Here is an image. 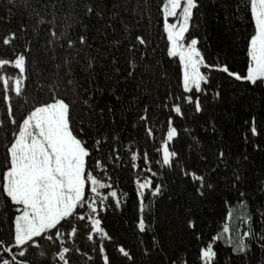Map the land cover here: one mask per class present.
Instances as JSON below:
<instances>
[{
  "label": "snow or ice",
  "instance_id": "1",
  "mask_svg": "<svg viewBox=\"0 0 264 264\" xmlns=\"http://www.w3.org/2000/svg\"><path fill=\"white\" fill-rule=\"evenodd\" d=\"M201 8L202 0H160L165 55L178 65L177 95L159 91L168 73L164 62L153 58L156 49L142 27L151 22L149 0H6L0 14V264H118L120 257L137 264L132 250L109 233L101 213L109 198L117 207L122 203L115 181L107 177L109 163L121 160V123L134 113L131 127L156 140L157 109L165 124L158 146L153 145L160 155L156 163L187 185L192 205L183 226L197 245L194 254L186 246L169 249L156 234L151 214L166 185L163 174L153 171L148 151L134 147L139 140L130 138L124 145L130 167L137 169L142 160L150 174L137 172L135 179L136 228L153 233L141 249L146 264H264V199L261 210L241 218L245 230L235 238L226 222L204 240L193 211L196 202L225 190L236 192L241 205L248 195L242 189L259 190L264 197V171L250 177L246 154L237 159L211 142L201 147L188 129L189 152L175 146L182 139L176 120L188 118L189 106L201 114L204 100L222 97L214 71L264 91V0H237L232 13L242 14L250 26L243 73L218 58L206 60L200 37L191 33ZM16 9L23 16L13 26ZM246 123L251 137L264 134L255 115ZM252 147L264 152L261 143ZM85 238L88 250L81 247ZM222 243L228 248L224 257Z\"/></svg>",
  "mask_w": 264,
  "mask_h": 264
},
{
  "label": "trees",
  "instance_id": "2",
  "mask_svg": "<svg viewBox=\"0 0 264 264\" xmlns=\"http://www.w3.org/2000/svg\"><path fill=\"white\" fill-rule=\"evenodd\" d=\"M240 2L242 3L243 0ZM149 4L151 22L144 21L142 27L149 37L150 47L156 49L152 54L153 58L163 61V69L168 73L167 81L159 83V91L162 94L167 88L178 95V65L165 55L166 40L162 27V15L159 12L160 0H149ZM236 4L237 0H202L201 15H198L197 18L199 26L193 28L191 33L200 37L198 47L201 48L209 63L217 62L218 58V62H227L232 69L243 73L246 69L244 37L250 30V26L242 14L232 15L236 11ZM5 6L6 0H0V14L4 12ZM15 11L17 15L13 19V26H16L23 16V12L19 9ZM2 31L3 29H0V34ZM212 75L215 82L223 85L222 97L216 101L204 100L205 111L201 114H193L189 106L188 118L176 120L177 125L181 126L182 139L177 141L175 146H182L185 152H189L191 136L184 132V129H188L192 135L201 140V147L211 142L225 147L230 155L236 156L237 159H239V154H246L249 160L245 167L248 169L250 177L261 176V172L264 171V152H257L252 147V143H261V146L264 147V134L259 138L251 137L248 134V123L246 122H250L251 117L255 115L258 126L264 124V91L252 89L218 71H214ZM151 86L156 88L157 82L154 80ZM33 94L30 90L29 95ZM157 116L159 124H155L156 116L152 121L156 128V140L147 139L142 132L138 133L131 127V124L137 120L134 113L126 115L121 123V138L124 145L129 143L130 138L138 139L139 143L134 147L147 150L153 171L163 174L162 179L166 185L165 195L155 199V208L151 214L156 234L164 240L167 248L171 249L174 245L177 247L186 246L190 253L194 254L197 241L188 234L183 226L184 215L192 205L191 193L185 190L187 185L181 182L183 178L177 177L173 171L162 168L156 163L160 159V155L155 152L153 145L158 146L165 124V119L159 114V109H157ZM246 135L249 136L248 142L245 141ZM124 145L121 146V160L116 165L109 163L107 171V177H111V180L115 181L113 188L121 196L122 203L117 207L115 201L109 198L108 210L102 212L101 215L104 225L115 240L124 243L132 250L137 264H146L148 258L141 254V249L147 246L153 233L151 231L147 234L139 233L136 228L138 200L135 194V179L137 172L141 173V177L150 174L146 171L148 165L142 160L136 161L139 166L137 169L130 167V156L125 152ZM107 151L109 149L105 147V152ZM2 153L3 149L0 147V155ZM97 172L103 177V173L99 169ZM107 177H104L105 182H111ZM242 191H246L248 194L245 205L238 202L240 197L236 192L229 193L226 190L223 194L210 197L202 203L196 202L193 211L199 220V229L204 240L221 231L222 225L226 222L229 224L233 238H235L245 230L241 218L248 215L250 211L255 214L256 210H261V202L264 197H261L259 190L252 191L249 188L242 189ZM124 193H127V196H124ZM2 199L3 197L0 196V200ZM229 212L233 214L231 220L227 219ZM6 231L7 229L4 228L3 232L6 233ZM105 244L112 252V245L107 241ZM81 247L88 250L86 238L81 243ZM218 248L221 257L227 255L226 243L219 244ZM80 264H84V261L81 260ZM118 264H125L123 257L119 258Z\"/></svg>",
  "mask_w": 264,
  "mask_h": 264
}]
</instances>
